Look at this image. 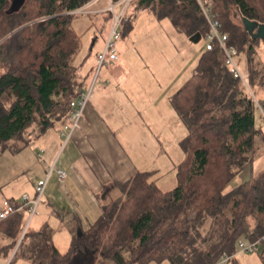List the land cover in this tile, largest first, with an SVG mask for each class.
Returning <instances> with one entry per match:
<instances>
[{"label": "trees", "instance_id": "16d2710c", "mask_svg": "<svg viewBox=\"0 0 264 264\" xmlns=\"http://www.w3.org/2000/svg\"><path fill=\"white\" fill-rule=\"evenodd\" d=\"M92 1L0 0L1 153H21L71 117V102L94 72L84 75L77 64L83 46L73 13ZM212 1L222 32L245 56L249 89L233 77L219 47L203 53L171 97L187 129L177 186L163 191L156 172L104 186L97 194L105 201L99 218L83 229L74 217L67 227L72 242L66 254L55 247L48 224L21 240L28 213L23 209L0 221V236L8 241L0 253L10 255L21 240L22 259L31 264H217L236 256L241 240L264 237V169L253 180L240 179L264 153L257 113L263 115L255 102L264 101L262 40L244 26L247 20L264 27V0ZM132 9L170 20L189 38L205 39L210 30L196 0H133ZM132 19L122 35L132 29ZM100 20L94 25L105 32L112 16L104 12ZM260 253L264 263V246Z\"/></svg>", "mask_w": 264, "mask_h": 264}, {"label": "rangeland", "instance_id": "374dc122", "mask_svg": "<svg viewBox=\"0 0 264 264\" xmlns=\"http://www.w3.org/2000/svg\"><path fill=\"white\" fill-rule=\"evenodd\" d=\"M94 4L96 6L92 7ZM86 7V11L83 14H79V17L75 19L73 27L77 33L82 36V50L85 48L87 49L89 45L92 46L94 41L97 40V53L104 43L105 34L106 32L108 33L110 27L108 28L107 25L108 30L102 32L94 23H101L100 16L106 12L109 7V0H100L99 2L94 0L89 7ZM103 8L106 9L104 12L100 10ZM131 15H133L132 29L123 33L118 43L120 61L123 63V60H125L126 64H128L123 68L122 75L125 79H128L126 81V83H128L126 87H129L133 91L138 90L140 98L147 103L143 104L142 109L144 107H146V110L151 108L149 112H145L151 120L144 116L141 117L139 114L136 120H132V126H130V128H125V126H123L115 130V133L118 140L122 142L123 147L131 152L130 155L136 160L135 163L137 167L142 171H157V184L160 189L165 192L171 191L177 186V167L185 158L180 143L187 131L178 115H176V111L173 110V107L170 104H165V101L158 99L160 96L155 95L157 90L161 88L166 92L164 99L177 93L179 87L182 85V81L191 77L187 76V73H185L188 67L182 66V64L177 61L179 57L178 52H180L183 57L187 56V59L190 55L194 54V52L202 56L206 51L207 42L206 39L202 38L199 43H193L191 42V38L186 34L177 31L170 20H154L148 12L139 16L138 13L132 9V5L129 10V20ZM236 22L241 23L239 17H236ZM122 32H124L123 28ZM184 42L189 46V49L185 48ZM258 51L264 61L263 41L260 43ZM151 58L160 59L161 65L155 67L151 62ZM93 59H95V55ZM237 61L244 78H246L247 68L245 56L239 55ZM93 65L94 62L87 67L86 71L88 72L91 70ZM114 67L104 68L101 71L96 84V91L99 88H105V81L103 80L105 70L108 69V71H112ZM2 73L3 70L0 67V75ZM189 73L192 74L193 72ZM186 76L187 78H185ZM93 77L94 73L91 81ZM139 82L140 84H138ZM140 89L149 90V97L146 98L143 96ZM150 93L153 96H151ZM151 100L153 106L148 103ZM155 102L158 103L156 104ZM128 118L131 119V115H128ZM261 121V116L257 113V127L260 126ZM137 124L139 126L135 128ZM60 128L57 127L49 130L47 133L50 135L52 134V136L56 138L60 136L61 144L59 152H57V162L60 158L62 162L72 150L71 142L65 144L66 137L62 135V130L60 131ZM126 137L130 139L128 140ZM39 139L40 138L32 139L29 146L19 154H14L11 151L0 152V189L5 198L12 195L19 197L17 198L18 201H21L23 195H28L30 198H33L35 194V185L40 179L47 177L51 166L49 168L45 167L43 159L38 158V154L42 150ZM142 139L145 140L143 141ZM129 141H132V144H129ZM139 141L146 142L147 146L149 144L150 150L153 153L148 151L144 154L138 144ZM135 148L138 150L136 157L133 154L135 153ZM44 149V154H42V156L45 159L48 155V151L45 153L46 148ZM158 150H160L162 154L159 157L160 160L156 161L153 159L155 155H159ZM57 168L59 167L57 166ZM263 169L264 153L262 160L255 162L252 166V169L247 175V179L253 180ZM57 179L58 177L55 172L50 178L49 186H52L53 182ZM235 182H238V180ZM60 186V184H57L55 188L52 189V194H48V190L45 192L43 200L38 208V215L32 220L29 231H37L47 222L54 231L55 247L61 254H66L72 242V236L66 228L73 225L75 205L67 195L60 192ZM231 186L232 184L228 186L227 192L232 190ZM84 190H86L87 193L82 194L81 192ZM70 191L74 193L73 198L76 201L77 199L80 200L81 206L85 210L90 211L96 208L95 210L97 211V208H99V206L102 208L105 202L103 197L98 198L95 196L96 194H100L101 191L92 194L87 188L74 187L70 188ZM90 217L92 220L95 219L92 212H90ZM7 244L8 241L0 236V245L3 247ZM19 245L10 255L0 253V264H26L23 262L22 251H19ZM151 264L160 263L153 262ZM162 264L170 263L164 262ZM229 264L264 263L261 259V253H238Z\"/></svg>", "mask_w": 264, "mask_h": 264}, {"label": "crops", "instance_id": "0c3cea01", "mask_svg": "<svg viewBox=\"0 0 264 264\" xmlns=\"http://www.w3.org/2000/svg\"><path fill=\"white\" fill-rule=\"evenodd\" d=\"M96 5L94 4L92 7H95ZM100 10L104 12V10L106 9L103 8ZM144 13L147 12H140L138 13V15L140 16L141 14ZM152 18L154 20H157L153 16ZM108 33L105 34L104 43L102 44V46L100 47L97 53H96V49L98 46L97 40L94 41L92 46L89 45L87 49L85 48L81 51L77 59V64L81 66V71L83 72L84 75H86L87 67L93 62L94 65L92 69L94 70L96 63V56L104 50L105 41L108 37ZM184 46L186 49L187 48L189 49V46L186 45V42H184ZM178 54L179 57L177 61L180 64H182V66H185L186 68L188 67L187 72L185 73H187V76H192L193 73L191 74L189 72H194L195 68L197 67V63H199V60L202 56L199 53L194 52V54L190 55L187 59V56L183 57L182 54H180V52H178ZM94 55H95V59H93ZM120 60L121 59L119 56V60L117 63L113 65V67L114 66L115 67L113 68L112 71H108V69L105 70L104 79H103L105 81L104 83L105 88H101V89L99 88L97 91L95 90L94 95L89 103V106L84 114L80 129L75 132L72 140L69 141L71 142L70 144H72L71 146L72 150L70 151L69 155L64 160H62V162H61V158L59 159L58 162L56 159L58 154L57 152H59V147L61 144L60 136L56 138L55 136H52V134L51 135L47 134L48 133L47 132L39 137L40 138L39 144L42 147V150L38 154V158L43 159L45 167L49 168L50 166L52 167V165L55 164L59 167L57 168L56 166L57 169L63 170L67 173V179L65 180L64 184H61L57 179L55 182H53L52 186L51 185L49 186L48 183L46 192L48 190V194H52L53 193L52 189L55 188L57 184H60L61 185L59 187L60 192L67 195L68 198L71 200V202L75 205V217L79 219L83 229H87L89 225L93 224L99 218L102 212V208L99 206V208H97V211L95 210L96 208L90 211L83 209L80 200L77 199L76 201L73 198L74 193L70 191V188L72 187L87 188L92 194H95L97 192L99 193L102 190V188L106 185H109L114 182H121V183L126 182L129 179L133 178L139 172H150V171H142L137 167L135 163L136 160L133 159V157H131L130 155L131 152L127 151L123 147L122 142L118 140L117 135L115 133L116 132L115 130L123 126H125V128H130V126H132L131 125L132 120H136L139 114L141 117L144 116L149 120H151L148 114L145 113V112H149L151 108L146 110V107H144L142 109L143 104H147V103L140 98V95L138 94V90L133 91L129 87H126L128 85V83H126L128 79H125V77L122 75V71L123 68L128 64H126L125 60H123V63ZM159 60L160 59L151 58V62L153 65H155V67L161 65ZM186 61L188 62V65ZM93 73L89 76L87 80V85L90 83ZM187 76L185 78H187ZM188 79L183 80L181 84L183 85ZM138 84H140V82ZM180 88L181 87H179V89ZM140 90L143 96H145L146 98L149 97V90H143V89ZM155 96H160L159 98L158 97L156 98L162 99V101H165V104H170L172 106L171 97L173 95L167 97L168 100L164 99V96H166V92L163 91V88H161L160 90L158 89ZM148 103L152 104L153 102L151 100ZM155 103L157 104L158 102ZM128 115H131V119L128 118ZM261 120L262 121L260 123L259 129L264 138V117L261 118ZM136 126L139 125L138 124L135 125V128H138ZM58 127L60 128L61 126ZM62 127L60 128V131L62 130ZM126 139L129 140L130 138L126 137ZM142 140L144 141L145 139ZM143 141H139L138 144L141 147L143 153L145 154L151 150L149 144L147 146V143ZM129 144H132V141H129ZM44 148H46L45 153L48 151V155L47 157H45V159L42 156V154H44V150H45ZM134 151L135 153L133 154L136 157L138 151L137 148H135ZM151 153L153 152L151 151ZM158 153L159 155H155L153 160L156 161L160 160L159 157L161 156L162 153L160 152V150H158ZM262 156H263V152L255 159L254 163L262 160ZM251 168L246 170V172L240 177V179H246ZM156 173L158 175L157 171ZM81 193L82 194L87 193V191L84 190ZM15 196L12 195L5 198L4 195H2V191L0 189V205L3 200H10L11 202H19L17 200V198L19 197H15ZM95 196H97V194ZM90 212L94 214L95 216L94 220L91 219ZM45 224L48 223L47 222L44 223L40 227V229ZM66 229L69 231L68 228ZM37 231H32V232H37ZM53 242H54V238H53ZM23 262L26 264H31L27 261H23Z\"/></svg>", "mask_w": 264, "mask_h": 264}, {"label": "built area", "instance_id": "2783aa9c", "mask_svg": "<svg viewBox=\"0 0 264 264\" xmlns=\"http://www.w3.org/2000/svg\"><path fill=\"white\" fill-rule=\"evenodd\" d=\"M196 1L204 17L206 18L210 29L208 35L205 38L207 42L206 50L212 51L216 47H219L223 54L225 64L233 77L241 81L243 85L249 89L246 78H244L237 61V57L239 56L238 48L234 45H231L229 42V36L222 32L223 26L219 20L218 14L214 11L213 1ZM132 2L133 0H121L120 2L115 3L112 0H109V7L107 8L106 12L111 14L112 23L108 37L105 41L104 50L96 56L94 77L92 81L85 88H79L77 91V97L71 102L73 113L71 114L68 122L62 128V135L66 137L65 144L72 140L75 132L81 127V122L96 90V84L101 71L104 68L113 66L119 60L118 43L122 38V28L124 24L129 22L128 15ZM86 9L87 7L78 10L73 14H83ZM255 102L259 112L264 117V101H260L255 98ZM55 172L59 182L64 184L65 180L67 179V173L63 170L57 169L56 165L53 164L47 177L39 180L35 185V195L33 198H30L28 195H23L21 201L19 202H11L10 200H3L1 202L0 221L8 219L10 216L21 212L23 209H28L27 222L23 230L21 240L29 231V227L34 217L38 215V208L45 195L47 185ZM263 246L264 237L254 242L241 240L238 245V253H260ZM234 258L235 256H224L223 259L217 264H229Z\"/></svg>", "mask_w": 264, "mask_h": 264}, {"label": "water", "instance_id": "95a60500", "mask_svg": "<svg viewBox=\"0 0 264 264\" xmlns=\"http://www.w3.org/2000/svg\"><path fill=\"white\" fill-rule=\"evenodd\" d=\"M244 26L248 32L253 36L254 39H261L264 42V27H259L256 24H253L249 21H244ZM201 40V35L196 34L191 37V42L199 43Z\"/></svg>", "mask_w": 264, "mask_h": 264}]
</instances>
